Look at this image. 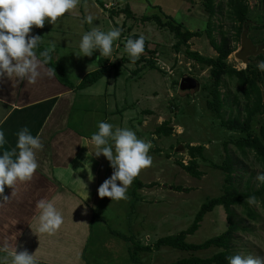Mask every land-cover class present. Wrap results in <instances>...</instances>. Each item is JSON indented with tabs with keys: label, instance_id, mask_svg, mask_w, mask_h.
Listing matches in <instances>:
<instances>
[{
	"label": "rangeland",
	"instance_id": "rangeland-1",
	"mask_svg": "<svg viewBox=\"0 0 264 264\" xmlns=\"http://www.w3.org/2000/svg\"><path fill=\"white\" fill-rule=\"evenodd\" d=\"M204 1L76 0L72 10L58 17L53 25L45 21L38 33L39 44L53 53L62 69V73L56 72V76L71 81L74 86L82 80L83 75L99 68L100 64L107 65L108 61L116 63L128 58L124 43L133 34L143 36L147 40V48L155 51L154 55L149 56L144 53L147 59L139 65L125 62L117 71L110 67V73L86 90L106 97L105 118L102 121L110 123L113 130L129 129L138 139L150 142L147 155L151 157V164L133 178L126 190V199L111 201L109 197H102L95 207V216L90 222L85 244V264H168L192 255L209 257L221 249L182 251L161 247L158 250H134L133 243L139 242L140 245L153 248L160 237L187 229L202 204L208 198L222 193L225 174L215 165L223 164L227 159L235 164V182L240 190L261 186L256 176L264 173V168L252 152L247 156L242 155L233 143L240 134L223 128L221 119L207 105L211 99L209 68L198 63L186 51L216 56L217 52L206 34L193 37L188 42V48L182 45L177 50L174 47L177 39L167 27L159 26L155 21L141 20L142 16L156 15L163 22L181 24L183 31H205L209 13ZM247 4L249 20L257 22L264 16V0H247ZM127 6L135 18L123 12L117 15L112 13ZM214 10L211 21L215 39L220 41L221 32L232 39L234 51L228 61L234 67L244 69L245 64L235 57L241 43L233 39L234 27L238 23L233 15H229L228 0H214ZM86 15L93 17L91 24L84 21ZM66 23L72 30L68 37L56 33ZM93 28L103 32L120 29V36L112 43L110 58L99 56L96 50L92 56L75 54L78 53L81 36ZM249 36L254 43L263 42L264 28H249ZM100 58L101 63L98 61ZM149 60L161 69H150L147 66ZM184 77H192L197 86L181 90L179 84ZM220 90L225 102L223 118L240 114L243 100L236 80L224 77ZM165 121L168 122L166 126L172 128L169 136L156 133V128ZM187 144L205 147L204 159L198 157L199 168L203 172L201 178L192 177L176 162L181 160L185 165L188 164ZM107 166L105 179L113 171L108 161ZM137 182L143 185L137 187ZM250 208L256 213V219L248 217L243 206L234 207V222L238 229L231 241L232 256L264 257V211L256 201L250 204ZM227 216L222 206L215 207L188 240L199 243L221 234L229 225ZM131 251L135 259L130 257ZM0 260L4 258L0 257Z\"/></svg>",
	"mask_w": 264,
	"mask_h": 264
},
{
	"label": "crops",
	"instance_id": "crops-1",
	"mask_svg": "<svg viewBox=\"0 0 264 264\" xmlns=\"http://www.w3.org/2000/svg\"><path fill=\"white\" fill-rule=\"evenodd\" d=\"M56 33L68 37L72 30L66 23ZM71 85V81L61 82L46 64L33 83L0 77V131L6 140L0 150L14 148L15 133L24 126L33 136L39 135L43 145L35 151L32 179L14 185V195L11 188H4L9 197L0 200V243L8 242L17 252L34 253L38 264H85L90 222L101 202L97 189L108 171L105 157L92 154L90 139L105 118L107 99ZM41 198L51 200L63 217L51 235L34 232L35 203ZM0 257L10 263L5 252Z\"/></svg>",
	"mask_w": 264,
	"mask_h": 264
},
{
	"label": "clouds",
	"instance_id": "clouds-1",
	"mask_svg": "<svg viewBox=\"0 0 264 264\" xmlns=\"http://www.w3.org/2000/svg\"><path fill=\"white\" fill-rule=\"evenodd\" d=\"M76 0H0V77L35 82L40 75V69L48 63V50L39 52L35 49L39 44V35H28L32 26L43 27L45 21L54 24L58 17L72 10ZM93 17L86 15L84 21L91 24ZM120 36V29L114 28L107 32L95 28L85 32L79 41L77 56H92L99 49V56L110 58L112 43ZM124 50L135 61L144 51V37L128 38ZM264 71V61L256 65ZM16 135L15 147L11 150H0V200L7 201L4 188H11L14 195V185L32 179L37 168L35 151L43 145L39 135L33 136L27 126L20 128ZM93 155L101 154L107 159L112 174L98 186L99 197H109L111 201L126 199V190L141 169L150 166L151 157L147 155L150 142L138 139L136 134L125 128L113 130L110 123L99 121L97 131L91 137ZM109 141L112 143L109 144ZM6 143L4 132L0 131V146ZM89 180L93 179L92 174ZM257 181L264 183V173H258ZM119 181V184L117 183ZM254 197H248V203H254ZM37 221L34 232L37 234H54L61 226L63 217L51 200L39 199L35 203ZM0 252L10 257V264H38L34 253L17 252L15 246L8 242L0 243ZM228 264H264V257L234 255L227 258ZM0 264L4 261L0 260Z\"/></svg>",
	"mask_w": 264,
	"mask_h": 264
},
{
	"label": "trees",
	"instance_id": "trees-1",
	"mask_svg": "<svg viewBox=\"0 0 264 264\" xmlns=\"http://www.w3.org/2000/svg\"><path fill=\"white\" fill-rule=\"evenodd\" d=\"M101 5L103 6V4ZM204 7L209 13V21L207 25L208 28H206L205 31H183L181 24L176 25L171 21L163 22L160 17L156 15L142 16L141 20L155 21L159 26L167 27L177 39L176 43L174 44V47L177 50L182 45H185L188 48V42L193 37H201L206 34L210 44L215 48L217 52L216 56H205L188 49H186V51L188 55L198 63L209 68V91L211 94V99L208 100L207 105L210 108L211 112L217 118L221 119L220 125L223 128L227 129L228 131L238 132L240 134L233 140V143L241 151L242 155L247 156L248 153L252 152L255 155L256 160L264 168V71L257 69V62L250 63L244 69H238L228 61L229 55L234 51V47H232V39L224 35L223 32H221L222 36L219 42L215 39L211 21V18L215 13L214 0H205ZM122 12L126 13L128 17L135 18L134 13L131 11L129 6L121 10H116L112 13H115V15H117ZM228 12L229 15L234 16V20L238 23V25L234 27L235 35H233L234 41H238L242 23L249 14L247 0H228ZM261 27L264 28V25ZM41 29L42 27L37 28L35 26H32V30L30 32L33 34V36L38 35ZM138 36L139 35L137 34H133L131 38L134 40ZM43 50H48L49 54V61L46 64L47 67H49L55 73H62L61 67L55 61L53 53L49 51L48 48H45L38 44V47L34 51L39 57V52ZM144 53H148V56L155 54V51H151L147 48V40L145 38L144 51L135 61L128 57L122 58L116 63H109L108 61L107 65L100 64L99 68L87 73L82 78L80 83L75 86L71 85V87H73L75 90L86 89L98 82L99 79L110 73V67L115 68V70L117 71L125 62H134L139 65L141 62H144L147 59ZM252 59L264 61V57L262 55H259L256 58L252 57ZM98 61L101 63L102 58H100ZM147 66L150 69H161L152 60L148 61ZM140 67L144 68L145 66L141 65ZM224 77L236 80L238 91L243 100L241 113L227 119H224L222 115V111L225 107V102L220 90ZM58 78L63 83L67 82L63 77ZM167 123L168 122L165 121L160 124L156 128V133L169 136L171 134L172 128L167 127ZM186 148L188 149L190 158L188 164L185 165L181 160H177L176 162L178 165L183 167V169L192 177L201 178L203 172L199 168L200 164L198 161V157L201 158V160L204 159L203 151L205 147L203 145L192 146L187 144ZM234 165L235 164L231 159H227L223 164L215 165L225 174L222 193L217 196L208 198V200L202 204L201 208L196 213L193 222L187 229L182 230L177 234L160 237L153 244V248L150 246L140 245L139 242H134V250L137 248L143 250H158L161 247H171L182 251H200L208 250L211 248H218L221 250L209 257H198L192 255L189 257H182L168 264H228L227 258L232 256L231 241L233 238V233L238 229V226L234 222V207L243 206L247 216L256 219L257 215L250 208V204L248 203V197L251 196L255 198L256 202L260 203L264 211V183H261V186L259 188H247L246 190H240L235 182ZM142 185V183L137 182V187H140ZM134 199L136 198L134 197ZM218 206H222L227 212V220L229 222L227 229L221 234L214 235L202 242H190L188 240V237L194 234L200 228V225L205 216ZM95 212L96 211H94V215ZM130 254V257L132 259H135L134 252L132 253L131 251Z\"/></svg>",
	"mask_w": 264,
	"mask_h": 264
},
{
	"label": "water",
	"instance_id": "water-1",
	"mask_svg": "<svg viewBox=\"0 0 264 264\" xmlns=\"http://www.w3.org/2000/svg\"><path fill=\"white\" fill-rule=\"evenodd\" d=\"M249 19L250 18L247 17L242 23L239 36L241 45L240 49L235 52V57L244 63L246 67L250 63H253L250 58L257 57L259 55L264 57V41L261 43H254L249 36V28L264 25V16L261 17L257 22H252V20ZM96 52L99 53V49H96ZM196 86L197 83L192 77H184L181 79L179 84L181 90L194 89Z\"/></svg>",
	"mask_w": 264,
	"mask_h": 264
},
{
	"label": "built area",
	"instance_id": "built-area-1",
	"mask_svg": "<svg viewBox=\"0 0 264 264\" xmlns=\"http://www.w3.org/2000/svg\"><path fill=\"white\" fill-rule=\"evenodd\" d=\"M105 6H107V4Z\"/></svg>",
	"mask_w": 264,
	"mask_h": 264
}]
</instances>
